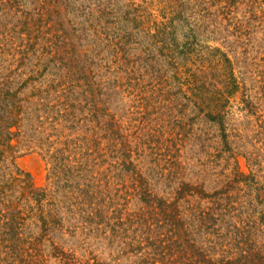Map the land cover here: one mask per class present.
<instances>
[{"label": "rangeland", "instance_id": "1", "mask_svg": "<svg viewBox=\"0 0 264 264\" xmlns=\"http://www.w3.org/2000/svg\"><path fill=\"white\" fill-rule=\"evenodd\" d=\"M163 11L176 43L161 53ZM0 106L15 123L0 179L28 174L46 193L38 206L24 183L6 191L0 253L18 205L21 249L33 239L44 264H63L58 251L133 264L116 224L153 213L142 191L172 200L183 183L227 189L232 221L264 246V0H0ZM47 208L58 220L44 231Z\"/></svg>", "mask_w": 264, "mask_h": 264}, {"label": "trees", "instance_id": "2", "mask_svg": "<svg viewBox=\"0 0 264 264\" xmlns=\"http://www.w3.org/2000/svg\"><path fill=\"white\" fill-rule=\"evenodd\" d=\"M163 12L165 14L162 17L166 20L155 22L156 32L153 34L155 42L161 45V53L168 49L170 43L172 46L176 43V30L172 25L175 17L169 18L168 12ZM138 17L139 15H133L131 21L136 23ZM16 107V103L11 105L12 109ZM6 110L5 107L0 106L2 112L0 116V163H4L7 150L13 147L11 144L13 137L9 128L14 127L15 123L12 120L4 121L2 117ZM16 112L18 113V110ZM12 114L13 111H11V118ZM217 115L222 121L223 114L218 113ZM210 117L216 118V116ZM52 158L54 171L57 170L54 176L60 180L61 177L57 173L66 167L62 163L64 157L58 152ZM18 175L21 174L11 175L8 179L5 177H3L5 179H0V204L9 195L6 191L11 190L17 182V185L24 183L19 187L29 189L31 200L36 201L38 206L42 205L46 193L35 191L32 188L30 175L25 174L23 177ZM227 193V189L224 188L207 193L202 187L190 183H183L172 200L152 197L147 191H142L143 201L148 209L153 208V213L145 210L139 214L142 225L138 219H131L126 230L124 229L125 223L122 221L116 224L123 231L120 232L122 244L133 246L130 252L137 256L133 264H264V246L256 240L257 225L240 227L232 221L234 217H237L234 212L238 207ZM192 194L199 196L198 204L194 206L191 205L192 202L189 199ZM185 196L188 198L186 199ZM206 200H209L212 205L205 206L202 202ZM13 206L11 205L9 212L10 221L2 220L7 225L4 235L9 237L3 239L6 242L2 250L3 257L10 259L9 264H44V261L39 259L38 253H32L37 251L33 239L29 248L21 249L22 246H27L26 242L29 240L23 239L20 234L24 228L23 212L18 205ZM99 214L105 216L106 213L99 211ZM189 217L191 223L187 220ZM55 220H58L57 213L50 208L42 210L40 221L44 231L53 229ZM134 223L137 228L134 227ZM141 227L146 231L141 232ZM129 228L132 229V236ZM196 237L202 240L197 242ZM133 240L134 245L131 243ZM57 253L63 256V264H105L98 260L93 262L79 260L63 251Z\"/></svg>", "mask_w": 264, "mask_h": 264}]
</instances>
